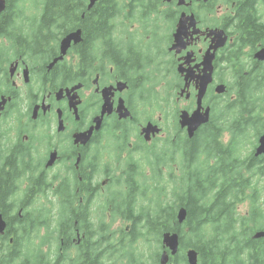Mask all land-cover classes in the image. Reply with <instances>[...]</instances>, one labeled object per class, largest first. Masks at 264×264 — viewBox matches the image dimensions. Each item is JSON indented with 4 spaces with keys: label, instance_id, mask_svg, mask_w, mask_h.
Instances as JSON below:
<instances>
[{
    "label": "flooded vegetation",
    "instance_id": "flooded-vegetation-1",
    "mask_svg": "<svg viewBox=\"0 0 264 264\" xmlns=\"http://www.w3.org/2000/svg\"><path fill=\"white\" fill-rule=\"evenodd\" d=\"M89 4L0 0V264H129L153 254L135 247H155L154 223L140 233L132 220H156L188 168L198 170L222 248L255 250L264 263V153L254 156L264 128L233 156L237 102L248 100L246 113L264 125V0ZM62 5L66 25L54 23ZM20 20L47 33L14 36ZM194 114L207 121L189 138Z\"/></svg>",
    "mask_w": 264,
    "mask_h": 264
},
{
    "label": "trees",
    "instance_id": "trees-1",
    "mask_svg": "<svg viewBox=\"0 0 264 264\" xmlns=\"http://www.w3.org/2000/svg\"><path fill=\"white\" fill-rule=\"evenodd\" d=\"M67 3V0H65ZM65 7L62 5L61 10L57 15L56 21L54 23L60 25H66L67 16L65 14ZM19 24L24 27L22 29H16ZM34 25H39V20H35ZM15 30L13 32L14 36L23 38L25 36L30 37L33 42H39V35L46 34L47 32L32 29L27 27L21 20L16 22ZM30 28V29H29ZM66 31L59 30L56 34L63 35ZM54 33V31L52 32ZM249 104V101L246 99L239 100L237 102V112L238 115L235 118V132H236V142L234 145V158L237 163L239 159V154L241 151L248 152L254 145V139L261 133L264 128L263 124L257 123L254 117H251L255 114V111L252 110L250 114L246 112L248 109L246 106ZM264 105L261 103L259 106ZM246 114L248 115L246 117ZM213 140H216L215 137H212ZM253 145V146H252ZM251 146V147H250ZM221 147V146H219ZM191 153H195V150H191ZM252 157V154H251ZM189 173L187 176L186 184L183 183L182 186H174L172 189L171 197L168 200L167 198L164 201L158 202V211L156 213V220H132L135 225V230L141 233V229L144 228L142 225L143 221H146L151 227L153 223L156 228V240L158 241L157 251L149 256H145L144 253L140 254V257L136 262H131L129 264H143L144 261L152 260L153 264H157L159 256V243L161 234L164 232H176L179 235V248L175 256L170 257L169 264H187L184 252L188 248H193L198 255V264H264L262 262V255L257 253V251L252 250L246 256H240L239 253L230 254L225 250V247L222 248V237L218 233H214L213 224H214V214L212 208L208 206L207 203L202 201V189L199 186L202 184L201 179L198 176V170L193 168H188ZM239 175L238 173L236 174ZM176 181H174L175 183ZM159 184L156 187L159 194L164 190L166 195V189L159 188ZM181 207H184L187 211V216L185 221L182 224H179L177 221V210ZM189 228V231L185 229ZM202 228H207L210 230L209 233L202 234ZM209 231V230H208ZM190 235V237H189ZM236 237V236H232ZM219 241V245H218ZM232 246H229L228 249H231ZM257 248V247H255ZM221 259V263L219 260ZM114 263L120 264V258L118 256H112Z\"/></svg>",
    "mask_w": 264,
    "mask_h": 264
},
{
    "label": "water",
    "instance_id": "water-1",
    "mask_svg": "<svg viewBox=\"0 0 264 264\" xmlns=\"http://www.w3.org/2000/svg\"><path fill=\"white\" fill-rule=\"evenodd\" d=\"M95 1L96 0H90L89 7H92L94 5ZM1 9H3V6L0 7V10ZM79 34H80L79 31L71 32V33H68L61 40V44H60L61 55L58 57V59H60L63 55H65L67 49L70 47L71 42L74 41L76 43V42L80 41ZM221 89H222V87L220 86L218 88V91H221ZM203 92H204V90L201 88L200 96H202ZM206 121H207L206 119H204V120L200 119L198 117V115H195L193 118H191L190 122L187 125L189 138H192L195 130L199 127V125H201L202 123H205ZM263 153H264V134H262L259 137L258 145L254 150V156H259ZM186 216H187V211L184 207H181L177 210L176 217H177V221L179 224H182L185 221ZM261 235H262V233L258 234L257 237H259ZM161 242H162L163 247L166 248L168 250V252L163 251L162 253H160L159 264H168L170 257L175 256L176 253L178 252L179 235L176 232H169V231L164 232L161 236ZM185 258H186L187 264H198L197 252L192 248H189L185 251Z\"/></svg>",
    "mask_w": 264,
    "mask_h": 264
},
{
    "label": "rangeland",
    "instance_id": "rangeland-1",
    "mask_svg": "<svg viewBox=\"0 0 264 264\" xmlns=\"http://www.w3.org/2000/svg\"><path fill=\"white\" fill-rule=\"evenodd\" d=\"M167 126V125H166ZM149 174H152V173H150V170H148V172H146V175H149ZM155 176H156V174H155ZM157 184H162V185H164V184H166L167 185V180H166V178H165V176H161V177H159V178H157ZM159 188H163L164 189V187H159ZM167 189H168V187H166ZM165 188V189H166ZM169 190V189H168ZM158 192V194H159V191H157ZM166 193H168L167 192V190H166ZM158 197L160 198V199H162V195H156V199L158 200ZM110 221H112L116 226L118 225V222L119 221H121V220H110ZM125 222V221H124ZM123 225L125 226V225H128V223L127 222H125V223H123ZM210 230H211V228H210ZM154 244V246L155 247H150V249L148 248V249H145V248H143V246H140V245H136V247H135V249L137 250V251H141V250H144L145 252H147V253H153V252H155V251H157L156 249H157V247H158V241H156V242H154V243H152V245ZM159 247H160V244H159ZM161 251H159V253H160ZM121 264H127V263H121ZM143 264H151V263H149L148 261H146V262H144Z\"/></svg>",
    "mask_w": 264,
    "mask_h": 264
}]
</instances>
